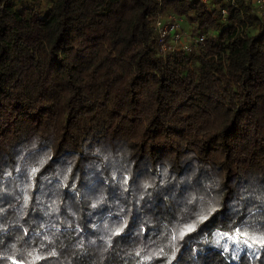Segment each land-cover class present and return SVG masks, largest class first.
<instances>
[{"label":"trees","instance_id":"trees-1","mask_svg":"<svg viewBox=\"0 0 264 264\" xmlns=\"http://www.w3.org/2000/svg\"><path fill=\"white\" fill-rule=\"evenodd\" d=\"M238 1L0 0V264H264L228 239L264 235V22ZM160 7L205 42L165 55Z\"/></svg>","mask_w":264,"mask_h":264},{"label":"built area","instance_id":"built-area-1","mask_svg":"<svg viewBox=\"0 0 264 264\" xmlns=\"http://www.w3.org/2000/svg\"><path fill=\"white\" fill-rule=\"evenodd\" d=\"M199 1L205 6L208 12L212 13L220 9L223 18L228 15L229 9H240L238 0H192ZM250 3L264 22V0H245ZM185 17L178 13L159 8L156 20V28L161 41L162 52L169 56L177 50L190 52L196 45L205 42V36L201 33L193 35L185 31Z\"/></svg>","mask_w":264,"mask_h":264},{"label":"snow or ice","instance_id":"snow-or-ice-1","mask_svg":"<svg viewBox=\"0 0 264 264\" xmlns=\"http://www.w3.org/2000/svg\"><path fill=\"white\" fill-rule=\"evenodd\" d=\"M33 171H35V170H33ZM201 219H206V217H203L202 216ZM194 228H195V225L194 224L187 225L186 227H184L183 229L180 230V233L179 234H180L181 237H183V235H185L187 232L193 231ZM227 235L228 234H226V233H219L218 236H217V243L219 244L220 241L222 239H224L225 236H227ZM242 236L244 237V239H243L242 242L244 244H247L249 247H251L252 244H256V243L260 244L261 246H264V235H262V236H251V237H249L247 231L241 233L239 229L236 230L234 236H228V239L229 240L236 241L239 244L240 239H241ZM172 239L175 240L176 239V236L173 235ZM249 240L252 241L251 244L249 243ZM224 247H225V251H227V247H228L227 244H225ZM238 250L239 249L237 248V251ZM34 259H39V257H35Z\"/></svg>","mask_w":264,"mask_h":264},{"label":"rangeland","instance_id":"rangeland-1","mask_svg":"<svg viewBox=\"0 0 264 264\" xmlns=\"http://www.w3.org/2000/svg\"><path fill=\"white\" fill-rule=\"evenodd\" d=\"M41 3H42V0H41ZM185 31H188L194 35H197L198 33H200V31L196 30V26H194V24H192L187 18L185 19Z\"/></svg>","mask_w":264,"mask_h":264}]
</instances>
